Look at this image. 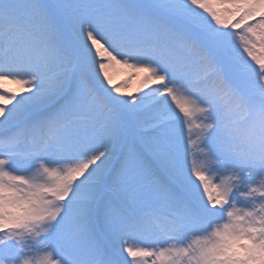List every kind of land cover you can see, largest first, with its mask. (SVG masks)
I'll list each match as a JSON object with an SVG mask.
<instances>
[{"label": "snow or ice", "instance_id": "6c2138e0", "mask_svg": "<svg viewBox=\"0 0 264 264\" xmlns=\"http://www.w3.org/2000/svg\"><path fill=\"white\" fill-rule=\"evenodd\" d=\"M0 264H264V0H0Z\"/></svg>", "mask_w": 264, "mask_h": 264}, {"label": "rangeland", "instance_id": "374dc122", "mask_svg": "<svg viewBox=\"0 0 264 264\" xmlns=\"http://www.w3.org/2000/svg\"><path fill=\"white\" fill-rule=\"evenodd\" d=\"M122 70H118L116 73L113 74V83L118 84L120 83L125 77L121 74ZM9 87H14L13 85H9ZM136 85L131 84L130 85V90L135 89Z\"/></svg>", "mask_w": 264, "mask_h": 264}]
</instances>
